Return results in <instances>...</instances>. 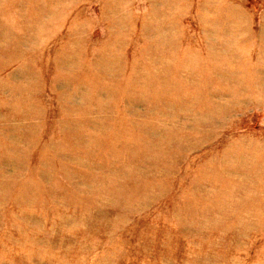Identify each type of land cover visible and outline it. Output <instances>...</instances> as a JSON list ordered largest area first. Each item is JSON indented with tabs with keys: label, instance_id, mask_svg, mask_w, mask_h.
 Wrapping results in <instances>:
<instances>
[{
	"label": "rangeland",
	"instance_id": "obj_1",
	"mask_svg": "<svg viewBox=\"0 0 264 264\" xmlns=\"http://www.w3.org/2000/svg\"><path fill=\"white\" fill-rule=\"evenodd\" d=\"M0 264H264V0H0Z\"/></svg>",
	"mask_w": 264,
	"mask_h": 264
}]
</instances>
